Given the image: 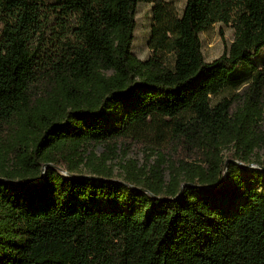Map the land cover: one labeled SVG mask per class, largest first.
<instances>
[{
	"label": "trees",
	"instance_id": "trees-1",
	"mask_svg": "<svg viewBox=\"0 0 264 264\" xmlns=\"http://www.w3.org/2000/svg\"><path fill=\"white\" fill-rule=\"evenodd\" d=\"M263 47L264 0H0V264H264Z\"/></svg>",
	"mask_w": 264,
	"mask_h": 264
},
{
	"label": "rangeland",
	"instance_id": "rangeland-1",
	"mask_svg": "<svg viewBox=\"0 0 264 264\" xmlns=\"http://www.w3.org/2000/svg\"><path fill=\"white\" fill-rule=\"evenodd\" d=\"M178 6L180 13L185 5V0H172ZM152 7L153 4L150 2L140 1L138 4L137 15H136V29L134 32L133 41V52L140 58H146L149 55V48L147 46V41L150 35L152 26ZM202 40V50L204 57L207 61L213 60L220 56L231 44L235 37V30L231 25L224 23H215L206 30L200 33ZM256 64H261L264 62V47L259 52L258 55L253 57ZM245 85L237 90H225L221 95H226L230 99L235 98L233 106L237 105L238 93L243 91ZM237 98V99H236ZM233 107V108H234ZM98 150H101V146ZM227 149L224 150V156H227ZM254 157H259L264 159V146L259 148ZM127 158H132L133 160L139 161V163L145 161V155L143 150L135 148L124 160H114L115 164V179H122L123 171L121 170V164L127 162ZM122 161V162H121Z\"/></svg>",
	"mask_w": 264,
	"mask_h": 264
},
{
	"label": "water",
	"instance_id": "water-1",
	"mask_svg": "<svg viewBox=\"0 0 264 264\" xmlns=\"http://www.w3.org/2000/svg\"><path fill=\"white\" fill-rule=\"evenodd\" d=\"M240 164H242L241 162H239ZM246 166H252V164L251 165H246ZM43 174H44V171H43ZM205 187H207V186H205ZM211 187V186H210Z\"/></svg>",
	"mask_w": 264,
	"mask_h": 264
}]
</instances>
